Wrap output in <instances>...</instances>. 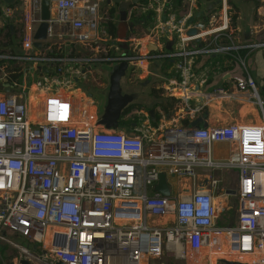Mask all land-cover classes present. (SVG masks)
<instances>
[{
  "label": "built area",
  "instance_id": "1",
  "mask_svg": "<svg viewBox=\"0 0 264 264\" xmlns=\"http://www.w3.org/2000/svg\"><path fill=\"white\" fill-rule=\"evenodd\" d=\"M17 1L25 8L21 49L0 51V85L10 88L0 89V246L16 252L10 261L264 264V104L250 77L232 92L203 90L222 70L215 60L245 68L240 50H264V42L242 44L230 0L133 5L126 22L144 29L138 38L128 31L126 51L108 32L114 18L101 13L104 0ZM43 1L50 18L37 48ZM202 1L212 8L200 9ZM160 59L175 61L166 92L188 114L203 110L193 99L241 96L257 101L260 124L172 126L153 139L143 129L107 130L79 88L91 65L129 64L145 75ZM217 144L235 147L227 161L212 160ZM218 170L237 179L222 186ZM161 173L177 180L168 197L154 190Z\"/></svg>",
  "mask_w": 264,
  "mask_h": 264
},
{
  "label": "crops",
  "instance_id": "2",
  "mask_svg": "<svg viewBox=\"0 0 264 264\" xmlns=\"http://www.w3.org/2000/svg\"><path fill=\"white\" fill-rule=\"evenodd\" d=\"M146 1L142 0L139 3L143 4ZM233 1L238 7V11L234 10L231 0L230 6L233 8V14L237 15L235 27L242 44L264 42V0L258 2L253 0ZM205 3L202 1L200 5V9L203 11L207 9ZM24 13L25 8L20 2L17 4L14 0L13 3L8 4L0 0V51H19L21 49L20 41L24 37L21 33V19ZM141 20L144 21V18ZM138 23H141V21L138 20ZM35 43H41V41ZM127 49L123 50L126 51ZM165 51H168V49L165 48ZM237 57L244 60L245 68L241 67L237 59L228 60L226 58L224 61L222 60V70L212 75L207 87H204L203 90L213 91L214 88L223 87L232 92L235 80L250 77L256 84L260 101L264 104V50L255 52L240 50ZM205 61L202 60V62ZM233 61V66L229 67V64ZM215 62L219 63L218 60H215ZM106 66L107 68H105L102 75L92 74V71L87 75L88 83L92 79L96 80L98 78L100 80L98 84L85 83L80 85L79 88L83 93L92 97L93 100H90V102L94 101L96 103L92 111L95 115L98 114L99 120L102 121L107 99L101 101L96 90L101 83L108 84L113 75L120 78L121 94H119L127 100L126 106L121 113L119 121L121 123L113 129H107L105 126L107 130L132 134L135 129H143L146 130L145 134L153 139L160 137L161 133L172 126L192 127L191 125L196 121H199V127L211 128L230 124L256 126L261 122V111L257 101L253 98H243L241 96L232 99L217 98L207 105L201 99H193L192 106L203 108V110L194 115L188 114L184 107L179 104L177 97H171L166 92L168 82L175 75V61L172 59H160L151 62L150 72L145 75H140L139 70L129 64H106ZM89 77L91 78L89 79ZM122 84L123 88H121ZM233 91L238 94L237 90L233 89ZM99 101L105 102L103 116ZM160 103H167L169 111L165 112ZM168 104H171V107ZM211 149L212 160L224 162L231 156L235 147L230 144H217L213 145ZM222 173L237 179V173L235 172ZM219 179L226 180L224 178ZM167 181L171 188L176 187L177 180L175 178L168 177Z\"/></svg>",
  "mask_w": 264,
  "mask_h": 264
},
{
  "label": "water",
  "instance_id": "3",
  "mask_svg": "<svg viewBox=\"0 0 264 264\" xmlns=\"http://www.w3.org/2000/svg\"><path fill=\"white\" fill-rule=\"evenodd\" d=\"M4 2L11 4L14 0H3ZM118 2V0H116ZM142 0H130L126 2L119 3V12H120V25L118 27L117 37L122 41V44L120 45L122 49H127V44L124 42L127 37L128 31H131L133 27L136 25V22H126V15L128 9H130L133 5L138 4ZM255 2H258L260 0H253ZM203 3H205L203 1ZM49 3L47 1H43L42 3V20L44 21L41 26L39 27L36 35L35 40L36 41H43L46 39V32H47V24L45 21H48L50 18L49 13ZM212 6L210 4L207 5V9L210 10ZM200 14H196L194 18L189 20V23L192 24L194 22L195 18H198ZM141 23H138V25ZM196 34V31L194 29L190 30L188 32V36H194ZM173 42H168L166 48L168 50L171 49ZM35 46L37 48H40V43H35ZM156 48L154 46L150 47V50H155ZM0 89H4L5 92L9 93L10 88L6 87L3 88L0 85ZM120 78L113 75L111 77L110 86L108 90L107 95V102L106 107L104 109V117L102 119V124L106 126L107 129H113L116 126H118V123L120 121L121 113L123 109L126 106V101L123 99L120 94ZM192 127L198 128L200 126L199 121L194 122ZM155 192L159 193L162 196L168 197L170 196V188L167 181V176L164 173H161L159 176V182L155 186ZM231 195H234V191L230 192ZM22 264H28L26 261H22ZM6 264H14L12 261L8 260L6 261ZM229 264H235V263H229Z\"/></svg>",
  "mask_w": 264,
  "mask_h": 264
},
{
  "label": "rangeland",
  "instance_id": "4",
  "mask_svg": "<svg viewBox=\"0 0 264 264\" xmlns=\"http://www.w3.org/2000/svg\"><path fill=\"white\" fill-rule=\"evenodd\" d=\"M113 1L115 0H104L103 2V8H101V13L103 15H105V12H107L109 14V10L113 7H115L116 5L113 3ZM126 1H129V0H118L119 3L121 2H126ZM15 2L18 4L19 2L17 0H15ZM22 4V2H20ZM119 14L117 15V17L119 18ZM133 22V21H132ZM143 26L141 25H138V20L136 21V25L133 27V32L131 34V36H134L136 38L140 37L143 35ZM6 36V35H5ZM6 38V37H5ZM118 51H116L115 49H113V53H117ZM105 68H107L106 64L105 63H93L91 65V71H92V74H95V75H102L103 74V71L105 70ZM91 77H89L90 79ZM96 79V78H95ZM88 76L86 78V81L85 83L87 84L88 83ZM100 82V80L97 78L96 80H91L88 84H98ZM121 88H123V84L121 85ZM119 93L121 94V90L119 91ZM100 106H101V110H102V116H103V105L105 104V102H100ZM223 172H226V171H223ZM226 173H222V171H215L213 172V176H215L216 178H224L226 179V181L222 184L223 185H230L234 182V178L231 177V176H227L225 175ZM233 206H235V203L233 202L232 203ZM16 255V252L13 251L12 249L8 248V247H2L0 246V264H5L6 261L8 260H12ZM168 261V260H166ZM169 264H174L173 262L171 261H168Z\"/></svg>",
  "mask_w": 264,
  "mask_h": 264
},
{
  "label": "trees",
  "instance_id": "5",
  "mask_svg": "<svg viewBox=\"0 0 264 264\" xmlns=\"http://www.w3.org/2000/svg\"><path fill=\"white\" fill-rule=\"evenodd\" d=\"M233 2H234V1L231 0V3H232V5H233L234 10L238 11V7H237V5H236L235 3H233ZM113 3H114L116 6L113 7V8H111V9L109 10V13H110L111 17L114 18V21L109 23L108 32H109L110 36L112 37V39H116V38H117L118 27H119V24H118V22H117V19H118L117 15L119 14V11H118V8H119V2H117V1L115 0V1H113ZM102 7H103V4H102ZM233 19H234V22L236 23L237 15H234V16H233ZM136 21H137V20H136ZM218 62L221 63V65H223V64H222V63H223L222 59H221V60H218ZM233 64H234V61L231 62V63L229 64V67H230V66H233ZM160 105L162 106V109H163L165 112H168V111H169L168 106H167V103H160ZM168 105H169V107H171V104H168ZM132 108H133V107H132ZM132 108H131V109H132ZM120 123H121V122H119L118 124H120Z\"/></svg>",
  "mask_w": 264,
  "mask_h": 264
},
{
  "label": "flooded vegetation",
  "instance_id": "6",
  "mask_svg": "<svg viewBox=\"0 0 264 264\" xmlns=\"http://www.w3.org/2000/svg\"><path fill=\"white\" fill-rule=\"evenodd\" d=\"M118 24L120 25V17L117 19ZM109 86H110V79H109V83H101L99 85V88H97V95L99 96V99L101 101H106L107 99V95H108V90H109Z\"/></svg>",
  "mask_w": 264,
  "mask_h": 264
},
{
  "label": "bare ground",
  "instance_id": "7",
  "mask_svg": "<svg viewBox=\"0 0 264 264\" xmlns=\"http://www.w3.org/2000/svg\"><path fill=\"white\" fill-rule=\"evenodd\" d=\"M35 101V100H34ZM38 103V99H37V101H35V102H32V106H35V104H37ZM212 150V149H211Z\"/></svg>",
  "mask_w": 264,
  "mask_h": 264
}]
</instances>
